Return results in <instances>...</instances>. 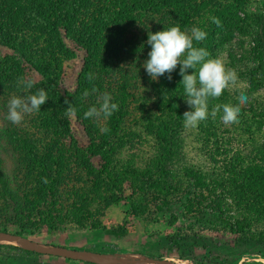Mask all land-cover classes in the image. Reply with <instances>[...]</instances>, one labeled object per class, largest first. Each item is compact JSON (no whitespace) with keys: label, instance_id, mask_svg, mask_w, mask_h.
<instances>
[{"label":"rangeland","instance_id":"rangeland-1","mask_svg":"<svg viewBox=\"0 0 264 264\" xmlns=\"http://www.w3.org/2000/svg\"><path fill=\"white\" fill-rule=\"evenodd\" d=\"M263 2L192 0L177 23L181 30H204L207 38L194 45L222 57L226 67L235 70L237 85L209 101L211 112L216 104L235 106L238 96L247 97L239 122L231 126L220 123L218 114L186 128L183 114L192 109L185 100L180 66L172 79L165 74L153 81L143 67L151 49H139L136 40V49L121 54L120 66L134 78L112 163L104 152L93 155L85 150L91 137L74 118L63 138L71 163L66 176L53 184L43 182L38 173L17 175L9 156L16 148L10 150L7 143L10 129L16 131L20 125L7 121V109L0 105V171L9 176L8 191L0 181V233L44 250L110 256L123 264H264V85L258 81L256 25L264 13ZM67 45L76 54L57 64L63 95L77 90L85 60L84 51L68 41ZM8 58L19 62L12 49L0 46V66ZM26 77L42 81L31 69ZM157 86L177 99L180 117L172 118L165 100L157 96ZM165 122L174 123L178 142L172 158L157 138ZM188 171L196 172L195 180ZM111 179L122 191L118 200L112 195ZM50 185L54 192L47 190ZM100 259H75L23 247L10 238L0 240V264H109Z\"/></svg>","mask_w":264,"mask_h":264},{"label":"trees","instance_id":"trees-1","mask_svg":"<svg viewBox=\"0 0 264 264\" xmlns=\"http://www.w3.org/2000/svg\"><path fill=\"white\" fill-rule=\"evenodd\" d=\"M191 3L192 0H0V46L12 49L19 59V62H13V58H8L10 61L0 66V105L7 109L9 98L13 94H22L17 81L26 77L28 69L42 77L32 92L44 88L49 98L41 106V112L25 116L20 128L16 131L10 129L8 133V147L10 150L12 146L16 148L9 154L14 159V173L22 172L29 177L38 173L42 175L40 179L43 182L51 180L53 184L66 176L71 163L66 157L63 138L68 136L72 123L64 115L68 107L66 99L76 108V121L91 137L85 150L93 155L104 152V158L112 163L111 158L117 151L114 141L124 122L125 107L132 97L129 87L134 78L131 71L120 66L124 60L121 54L129 55L124 49H136L132 44L134 40L140 43L139 49H151L147 44L149 31L155 33L177 24L180 16L189 11ZM256 25L258 81L264 85V13ZM67 41L85 52V60L77 90L63 95L59 90L57 64L60 59L76 54ZM90 72L94 74L91 81L87 79ZM158 89L157 86V96L165 100L172 118L173 115L180 117L177 99L167 90L162 93ZM85 90L89 93L87 97L83 95ZM104 92L111 94L112 102L119 105V111L106 120L105 126H101L100 121L84 119V113L91 106L99 107L97 102ZM173 125L165 122L157 134L168 158L173 157V147L178 143L172 132ZM101 127L110 131L103 133ZM104 171L110 178L108 168ZM0 173L3 189L8 191L9 176L4 169ZM187 174L194 180L197 177L194 171ZM47 190L54 192L51 185ZM111 191L116 200L123 197L116 182Z\"/></svg>","mask_w":264,"mask_h":264},{"label":"clouds","instance_id":"clouds-1","mask_svg":"<svg viewBox=\"0 0 264 264\" xmlns=\"http://www.w3.org/2000/svg\"><path fill=\"white\" fill-rule=\"evenodd\" d=\"M213 22L220 26L218 18ZM207 33L199 27H192L191 30H181L179 24L170 26L163 31L155 33L149 31L147 44L151 47L148 59L143 67L153 81L168 74L172 79L177 66H180L179 75L182 77L181 85L184 88L186 103L190 111L183 114L184 126L195 128L200 122L209 118V115L216 119L219 115L220 123L224 126H231L239 122L241 107L247 103V97L243 94L237 97L238 104H216L209 111V101L219 99L223 93L237 85L238 77L235 70L226 67L222 57H212V54L205 47H197L194 42H203ZM192 69V74H189ZM89 81L94 79L93 73L87 74ZM37 83L35 78L20 77L17 81V88L21 95L13 94L7 102L6 120L14 125H20L26 115L41 112V106L48 100V92L39 88L32 92ZM84 97L89 95L85 90ZM99 107L91 106L84 113V119H94L97 122L107 120L115 112L119 111V105L112 102V96L104 92L98 99ZM64 111L65 117L69 120L76 117V108L69 100ZM101 132L110 131L107 127H101Z\"/></svg>","mask_w":264,"mask_h":264},{"label":"water","instance_id":"water-1","mask_svg":"<svg viewBox=\"0 0 264 264\" xmlns=\"http://www.w3.org/2000/svg\"><path fill=\"white\" fill-rule=\"evenodd\" d=\"M7 237H10V238H13V239H16V240H19L21 243L17 244V245H20V246H27L28 248H32L36 251H39V252H47V253H52V254H58V255H61V256H67V257H72V258H75V259H87V260H90V261H93V258L94 257H99L101 258L100 260H103V259H110V260H113L115 261L114 264H123L121 263L120 260H116L114 259L113 257H110V256H104V255H98V254H93V253H80V252H72V251H67L65 249H62V248H51L50 250H44L41 248L40 245L38 244H35L33 242H30L28 240H25L23 238H20L18 236H13V235H9V234H4V233H0V240L1 238H7ZM100 263L104 264L103 262L99 261Z\"/></svg>","mask_w":264,"mask_h":264},{"label":"bare ground","instance_id":"bare-ground-1","mask_svg":"<svg viewBox=\"0 0 264 264\" xmlns=\"http://www.w3.org/2000/svg\"><path fill=\"white\" fill-rule=\"evenodd\" d=\"M7 238H10V237H7ZM2 239V238H1ZM10 241H13V242H16V244H19V243H21L19 240H16V239H13V238H10ZM99 260V259H98ZM103 261H105V262H107V263H109V264H114L115 263V261H113V260H110V259H103Z\"/></svg>","mask_w":264,"mask_h":264}]
</instances>
